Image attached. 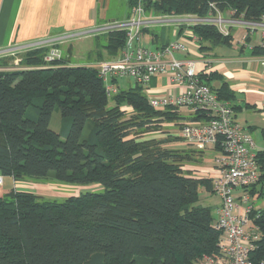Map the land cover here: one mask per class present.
Masks as SVG:
<instances>
[{"label":"trees","instance_id":"obj_1","mask_svg":"<svg viewBox=\"0 0 264 264\" xmlns=\"http://www.w3.org/2000/svg\"><path fill=\"white\" fill-rule=\"evenodd\" d=\"M134 1H129L131 7ZM211 4L245 21L264 16V0H157L149 7L156 15L206 16ZM192 33L200 52L234 42L233 32L223 36L212 25L194 26ZM143 34L157 44L159 35L153 29ZM94 39L101 62L102 51L111 59L120 55L126 32ZM48 51L21 55L26 70L0 72V175L20 182L53 172L61 183L98 184L104 190L62 202L16 189L0 195V264H197L218 255L220 232L212 209L201 205L199 197L203 187L214 194L212 181L183 170L198 162L202 151L172 149L168 144L180 137L150 135L165 123L182 127L186 119L179 108H152L140 86L119 89L109 98L96 68L74 66L64 56L47 63ZM252 54L264 56V41ZM9 60H0V67ZM199 77L221 101L234 100L219 73ZM216 81L221 83L218 88L213 86ZM55 109L66 125L60 133L49 127ZM208 119L202 112L189 121ZM89 123L90 134L83 138ZM257 160L262 174L250 191L252 197L264 193L263 152L257 153ZM255 223L262 236L252 261L260 264L264 209Z\"/></svg>","mask_w":264,"mask_h":264},{"label":"built area","instance_id":"obj_2","mask_svg":"<svg viewBox=\"0 0 264 264\" xmlns=\"http://www.w3.org/2000/svg\"><path fill=\"white\" fill-rule=\"evenodd\" d=\"M156 1L135 0L127 19L98 25L87 33L65 32L0 48V60L13 59L14 63L0 67V72L28 69L20 66V57L34 50L49 48L45 61L53 63L63 58L65 43L84 35L125 31L126 43L118 57L90 65L97 69L107 96L112 98L119 91L118 81L124 78L130 88L143 87L150 106L156 110L174 106L186 109L191 116L206 113L208 120L185 122L180 136L198 151L217 146L222 151L216 161L215 176L210 178L214 194L220 200L218 218L214 221V226L220 232L219 254L206 256L197 264H254L252 253L257 250L262 236L255 220L263 210L252 203L250 193L258 185L262 174L255 153L256 145L251 134L236 121L231 104L221 101L213 89L200 80L197 68L199 61L190 56L195 54L193 46L200 52L197 37L192 33V27L197 25H212L223 36H229L233 28L241 26L246 29L245 39L259 32L263 45L264 16L260 21H245L236 18L232 12L220 11L214 4L210 5L206 16L156 15L149 7ZM169 25H174L178 40L163 48H152L151 43L145 42V29ZM181 37L191 39L194 43L192 47L181 43ZM257 63L264 70V56H258ZM209 65L210 61L206 63V69H209ZM161 76L166 78L169 89L177 88L179 94L173 97L172 94L161 95L156 92L151 84ZM2 181L0 177V185ZM253 213H256L254 217L251 216Z\"/></svg>","mask_w":264,"mask_h":264},{"label":"crops","instance_id":"obj_3","mask_svg":"<svg viewBox=\"0 0 264 264\" xmlns=\"http://www.w3.org/2000/svg\"><path fill=\"white\" fill-rule=\"evenodd\" d=\"M103 18L104 15L100 14L99 10V0H0V48L42 40L65 32L87 33L98 25L107 23ZM232 32L234 42L231 47H225L229 49L228 51L223 50L222 46L201 52H196L192 48L195 54L190 58L199 61L197 68L200 74L217 72L228 84L235 95L234 100L228 103L234 108L236 121L253 137L257 155L264 148V70L257 63L258 56L252 54V49L261 45V37L260 33L256 32L251 35L250 41H247L245 39L246 29L241 26L233 28ZM90 35H84V37ZM257 36L258 40L255 38ZM93 37L95 38V35ZM144 39L146 43L154 44L152 37L147 35ZM157 40L156 47L163 43L160 36ZM170 42L172 41H168ZM69 46L66 48V53L70 52L73 55L72 43H69ZM62 50L64 51V47ZM223 51L230 55L226 56ZM208 61H210V67L206 69ZM220 85L221 83L217 81L213 83L216 88ZM151 87L161 95L172 94L173 97L180 91L177 88L169 89L166 78L163 76L155 79ZM179 111L180 115L186 119L185 122L191 119L192 116L186 109L179 108ZM180 138V141L169 143L168 147L176 150H196L182 137ZM207 151L216 153L218 156L216 161L222 154V151L216 147H210L203 151L201 156ZM183 170L194 178L210 179L215 176L216 162L209 167L186 164ZM0 177L3 178L0 188L7 192L18 189V182L13 178L1 175ZM260 196L261 198L258 199ZM262 198H264V193L257 192L252 197V203L260 202V205L255 204V206L264 209V202L260 201ZM256 199L259 201L256 202ZM219 210L220 201L217 204V215Z\"/></svg>","mask_w":264,"mask_h":264},{"label":"rangeland","instance_id":"obj_4","mask_svg":"<svg viewBox=\"0 0 264 264\" xmlns=\"http://www.w3.org/2000/svg\"><path fill=\"white\" fill-rule=\"evenodd\" d=\"M129 1L130 0H99V10H100V14L104 15L103 20L105 22H112L113 20L127 19L130 16L131 11H132V7L130 6ZM153 30L155 31V33L156 32L158 33V35L163 39V42L178 40L179 38L177 31L174 28V25L172 26L169 25L164 28L158 27ZM93 36L94 35H90L86 37L83 36V38L81 37L76 40H73L72 42L65 43L64 51H63L64 57L69 58L70 62L78 66H90L92 64L98 63L99 59L95 53V51L97 50H96L95 40ZM255 38L256 40L259 39L258 36ZM179 41L185 44L188 48L192 47V45L194 44L191 39L185 38V37H181ZM69 43H72L73 45V55H71L70 52L66 53V48L69 46ZM69 47L71 48L72 46H69ZM150 47L156 48V43L150 44ZM192 48L195 49L197 52L198 49L194 48V46ZM222 48H224L223 50L225 51L229 50L228 48H225V47H222ZM67 54H70V57H68ZM223 54H226V56L230 55V53H225L224 51H223ZM102 56L103 57L101 59V62L112 58L108 56L105 51H102ZM89 62L91 64H89ZM10 65H14L13 59L9 60L7 66H10ZM118 86L120 89L129 88L128 81L124 78L118 81ZM90 126L91 125L89 123L85 127V130L83 132V138H87L88 135L90 134V130H91ZM49 127L51 130H53L56 133H60L64 128H66V125L61 120V115L58 109H55L53 111ZM180 131H181L180 126H177L174 123L172 124L165 123L163 128L160 131L151 133L150 135L155 136V137L158 136L157 138H160V139H162L161 137L163 135H164L163 138L167 136L178 137L181 133ZM175 135H178V136H175ZM216 157L218 156L216 155L215 152L207 151L205 155L200 156L198 162H194L192 163V165H196L198 167H209V166H212L216 162ZM204 173H206V171H204ZM17 188H18L17 190L32 192L40 196L43 200H55L59 202H62L72 196H79L80 194H84L87 192L100 193V192H103L104 190V188L98 184L80 186V185L61 183L56 180L55 174L53 172L49 173V175L46 178H42V179L27 178L24 181H20L18 182ZM6 192L7 191L0 188V195H4ZM199 192H200L199 193L200 204L203 206L211 207L213 216L216 220L218 218L217 204L220 201L218 196L214 194H209L203 188H201ZM258 199H256L255 201L256 202L259 201ZM260 201H262L263 203L264 198L260 199ZM255 204L256 206H258L261 203L258 202Z\"/></svg>","mask_w":264,"mask_h":264}]
</instances>
